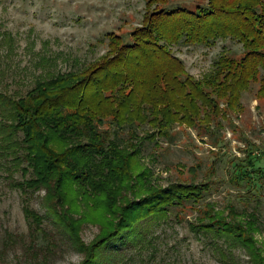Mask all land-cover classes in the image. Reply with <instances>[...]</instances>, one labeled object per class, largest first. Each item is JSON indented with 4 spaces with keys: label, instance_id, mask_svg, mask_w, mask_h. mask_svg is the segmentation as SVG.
<instances>
[{
    "label": "trees",
    "instance_id": "obj_1",
    "mask_svg": "<svg viewBox=\"0 0 264 264\" xmlns=\"http://www.w3.org/2000/svg\"><path fill=\"white\" fill-rule=\"evenodd\" d=\"M146 7L143 23L130 37L107 34L112 55L78 72L37 78L22 96L0 90L1 155L10 157L9 162L23 175L29 174L17 187L46 191L49 213L70 187L97 194L104 193L106 186L110 189L131 180L120 148L129 143H124L126 138L138 139L144 124L149 128L143 137L156 146V136L173 141L179 133L173 132V124L178 123L207 133L210 146L220 148L221 154L218 132L239 93L253 81L264 89V0H146ZM225 38L242 42V54L238 58L221 54L201 80L191 77L170 49L179 43L211 45ZM9 40L5 34L3 41ZM50 133L53 140L72 146L55 151L49 145ZM259 160L252 151L243 159L231 158V183L256 185L259 180L252 174L264 173ZM210 171L214 174V167ZM210 176L204 183L180 181L130 202L119 210V222L89 247L57 213L58 230L85 255L80 264H121L124 248L149 245L152 223H161L174 212L182 221V210L195 206L200 214L197 224H192L194 230L212 232L230 247H247L249 236L242 223L235 221L243 209L232 205L224 214L197 206L205 191H210L206 190ZM22 209L29 226L34 225L30 231L41 232L42 216L27 205ZM105 210L111 211L107 205Z\"/></svg>",
    "mask_w": 264,
    "mask_h": 264
},
{
    "label": "rangeland",
    "instance_id": "obj_2",
    "mask_svg": "<svg viewBox=\"0 0 264 264\" xmlns=\"http://www.w3.org/2000/svg\"><path fill=\"white\" fill-rule=\"evenodd\" d=\"M146 11V0H0V90L22 96L37 78L78 72L85 65L112 55L107 34L117 32L130 37L131 31L143 23ZM5 34L11 37L9 43L3 41ZM170 49L182 59L186 72L201 80L213 70L221 54L238 58L243 44L225 38L211 45L179 43ZM260 86L259 81L251 82L227 112L218 132L222 155L220 148L210 146L207 133H197L178 123L173 124V132H179L173 141L156 136V146L143 137L144 129L149 128L144 124L140 137L126 138L124 143H129L120 148L127 158L131 180L115 183L110 189L106 186L104 193L97 194L70 187L51 213L45 206L46 191H23L17 187L16 183L29 174L23 175L14 168L10 157L0 151V264H80L85 255L58 230L57 213L66 218L89 247L119 222V210L130 202L180 181L204 183L210 175V187L206 189L210 191H205L197 206L224 214L232 205L243 209L244 214L235 221L242 223L249 236L247 247H230L212 232L194 230L192 224H197L200 213L195 206H189L182 210V221L174 212L167 220L152 223L147 234L149 245L124 248L120 263L264 264V173L252 174L260 182L248 187L244 182L230 181L233 157L243 159L252 151L264 167V89ZM49 145L61 152L72 143L52 138ZM50 197L54 202L55 196ZM24 205L42 216L41 232L30 231L34 225L29 226ZM106 205L111 211L105 210Z\"/></svg>",
    "mask_w": 264,
    "mask_h": 264
}]
</instances>
